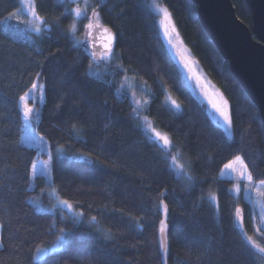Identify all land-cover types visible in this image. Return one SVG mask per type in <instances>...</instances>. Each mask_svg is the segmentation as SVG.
Wrapping results in <instances>:
<instances>
[{"label":"trees","instance_id":"obj_1","mask_svg":"<svg viewBox=\"0 0 264 264\" xmlns=\"http://www.w3.org/2000/svg\"><path fill=\"white\" fill-rule=\"evenodd\" d=\"M161 1L172 14L185 44L228 98L233 138L224 134L186 83L160 34L156 14L138 7V0H108V7L98 11L103 23L113 31L119 26L123 32L118 48L125 52V67L135 70L126 75L147 82L148 99L152 94L158 97L150 102L151 110L141 114L161 131L174 134L175 149L192 161V175L197 182L191 189L186 181H177L164 168L160 158L163 153L143 135L139 122L131 115L129 101L121 103L113 91L84 76L89 61L83 48H74L69 35L56 29L50 39L45 33L43 42H38L39 36L13 32L6 17L20 7V0H0V144L7 145L0 152V167L6 163L19 165L15 174H7V187L0 193V224L6 238L4 249H0L2 264H89L88 251L78 247L50 251L43 259L35 252L36 247L52 245L55 236L47 229L61 215L51 206L47 193L40 191L44 178L39 176L33 188L24 167L36 160L38 149L22 141V111L16 105L36 73L42 74L46 91L39 123L36 116L33 126L52 147L62 146L68 152V156L54 155V185L59 195L78 209L77 202H83L87 218L97 216L103 225L112 227L116 239L105 242V246L116 264H164L159 222L165 217L162 207L156 206L161 200L169 209L167 264H252L241 247L240 229L235 225V210L240 207L244 209L248 235L264 246V237L253 229L247 215L252 203L244 195L233 193L234 178L221 176L223 165L243 149L246 161L249 156L254 161L250 168L257 182L264 178V129L259 108L207 34L193 0ZM233 2L238 15L251 26L252 14L246 0ZM37 9L49 23L64 10L57 0H37ZM70 22L71 18L61 17V28L68 29ZM57 49L58 55L49 56ZM80 59L84 66L77 63ZM98 65L96 71L103 73L105 65ZM165 97L175 100L181 111L165 103ZM72 123L78 125L79 137L73 134ZM79 156L99 160L93 165L78 160ZM165 189L166 194L159 196ZM88 205L93 206L91 210ZM52 211L58 215L52 216ZM128 214L144 227H130ZM57 227L73 229V224L58 223ZM89 228L87 222L80 226L77 239ZM96 240L99 242V237Z\"/></svg>","mask_w":264,"mask_h":264},{"label":"snow or ice","instance_id":"obj_2","mask_svg":"<svg viewBox=\"0 0 264 264\" xmlns=\"http://www.w3.org/2000/svg\"><path fill=\"white\" fill-rule=\"evenodd\" d=\"M57 3L60 7H63V12L60 17L53 19L49 23L48 19L44 16H41L37 11V0H22V6L27 11L28 15L31 17V22L27 20H20V23L28 24V30L31 31L33 36H39L43 42V37L45 33H48V38H51L53 29L58 30L61 34L69 35L70 39L74 42V48H83L88 58V63L86 65V70L84 76L88 78H94L95 82L100 83L102 86L107 87L109 90L113 91L116 98L121 102L129 101V107L131 109L132 117L139 122V127L142 129L143 135L151 141L155 146H159V152H162L163 155L160 157L164 161V168L168 171L177 181H186L187 186L191 189L195 186L197 178L192 175L193 163L190 159H187L182 152L177 151L173 154V149L176 147L174 143V134L162 132L157 130L152 121L147 116H141V112L144 110H151V101L158 99L154 94L150 96L149 99H135V93L132 91L133 85L128 83L129 77L126 75L127 72L135 71L131 67H125V52L123 49L118 48V44L121 43L123 32L119 30L117 26V31H113L112 28L105 26L102 23V16L98 9L107 8L108 0H99L98 3L93 4L91 0H83V7H81V0H57ZM74 5V6H73ZM138 7L150 9L154 14L160 17L159 20V30L163 31L164 38L167 40L169 47L174 51L181 62V66L187 72L188 76L194 80L197 85L203 90L202 77L195 70V61L191 57L187 56V49H179L178 46L173 43L174 38L178 35L176 32L175 26L170 24V13L166 7H160L159 4L155 3L153 0L152 3H148L147 0H138ZM21 8H17L14 12L8 14V18L19 20V13ZM91 13V15H89ZM72 18L76 20H87V24L83 25L86 33H91L93 30L103 31L105 34V40L102 45L103 51L98 52L95 50V45L91 44L88 36H85L84 40L76 39V24L75 22L71 23L68 29H63L60 26V18ZM159 30L155 33L159 35ZM119 33V34H118ZM42 51V49H41ZM60 49H57L55 52L49 53V56L58 55ZM130 58V57H129ZM47 59V57H46ZM79 66H84V60L80 59L78 62ZM105 65V71L103 73L97 72L95 66L98 64ZM39 66V65H38ZM121 74H125L121 79H117ZM36 80L39 81L41 78V73H36ZM108 77H111L109 79ZM141 84L144 85V91L147 92V82L141 81L136 87H140ZM181 84L183 82L181 81ZM118 85V86H117ZM45 88L41 86L38 82L31 84V87L28 88V91L23 95L18 97V102L16 107L22 111V123L26 135L22 137V141L29 142L30 146H36L39 144L42 146L46 154L49 157V160L46 163V170L42 169L41 174H47L51 181V168L53 162V152L52 146L44 141L42 136H37L32 130L33 122V113L37 112L35 106H30L28 101L33 98L34 93H40V96L43 97L45 94ZM108 101H105L107 104ZM165 103H170L171 107L177 112L181 111V106L176 103L175 100H171L169 97H165ZM59 107V106H57ZM212 107L219 114L220 120L217 123L224 130V134L228 138H233L234 133V124L230 106L227 100H221L217 103L213 101ZM37 123H39V116L37 114ZM261 129H264V121H261ZM251 126L249 125V128ZM70 128L74 135L79 137L80 129L76 123H72ZM86 142V141H84ZM7 149V145L0 144V152H3ZM89 157L91 153L87 154ZM264 155V153H262ZM83 158V157H81ZM99 160V157H96V161ZM96 161H90L95 165ZM103 163V161H100ZM251 157L246 161L245 152L243 149L239 150L236 153L232 154L231 159L223 165L226 173L235 174L241 181L246 182V190L251 198V194L255 193L256 196L260 198V202L264 204V178L259 179L257 182L256 176L252 168H250ZM19 165H14L12 163H6L3 167H0V193L7 187L5 181L9 178L8 173H16ZM26 168V175L30 176L33 180L37 176V163L28 161L24 165ZM90 170H94L90 169ZM54 183V181H51ZM201 182H203L201 180ZM234 190L239 193L241 191V185L236 184L233 186ZM51 188V184H49ZM41 193H45L48 189H40ZM53 194L56 193V189H51ZM167 192L165 189L163 192H160L158 195L163 196ZM203 199V197H201ZM214 199V198H212ZM56 205H53V209L59 207V212L64 213L59 216V220L53 219L50 226L47 229L48 234L55 236V240L52 242L50 247H36V253H48L55 252L60 249L68 250L72 247H78L85 251H88V260L89 264H96V260H99V264H116L111 258V254L105 246V242L112 243L116 239V233L113 232L112 227L105 226L101 223V220L97 216H88L87 223L90 226L89 231L86 235L82 234L79 239L76 237V232L79 230V227L84 225L86 213L84 211L83 202H77L80 206V211H76V207L69 202L67 199H60L59 196L56 198ZM158 208L162 207L164 213V220L159 222V246L163 250V259L164 264H167V256L169 251V241L167 236V215H168V205L164 201H160L156 205ZM89 210L92 209V205L87 206ZM105 209L107 205L103 206ZM67 209L73 213L72 217L69 218L64 211ZM114 212L122 213V210H113ZM52 216H57V211L51 212ZM129 216V226H134L136 228H143L144 225L139 223L138 219ZM250 218L254 216H261L264 218V212L262 213H249ZM235 225L240 229V243L242 249L249 255V258L252 261V264H264V246H261L253 239L252 236H249L247 229L244 226V215L243 209L237 208L234 214ZM71 222L73 224V229H67L64 227H57L58 223ZM121 222H123V215H121ZM256 231L260 232V235L264 237V231H261L264 228V223H259L255 225ZM96 237H99V242H97ZM11 239V236L8 237ZM5 235L3 232V224H0V249L5 247ZM34 259V257H33ZM199 259V257H198ZM2 264V262H0Z\"/></svg>","mask_w":264,"mask_h":264},{"label":"water","instance_id":"obj_3","mask_svg":"<svg viewBox=\"0 0 264 264\" xmlns=\"http://www.w3.org/2000/svg\"><path fill=\"white\" fill-rule=\"evenodd\" d=\"M193 2L197 5L199 18L207 34L228 60L231 72L257 105L264 121V0H246L252 14L251 26L238 15L233 0ZM86 35L90 45L94 44L95 50L102 52L105 40L103 31L93 30ZM77 159L91 161L86 156ZM47 254L37 253L39 259L45 258Z\"/></svg>","mask_w":264,"mask_h":264},{"label":"rangeland","instance_id":"obj_4","mask_svg":"<svg viewBox=\"0 0 264 264\" xmlns=\"http://www.w3.org/2000/svg\"><path fill=\"white\" fill-rule=\"evenodd\" d=\"M91 2L93 4H95L96 3V0H91ZM147 2L148 3H152L153 0H147ZM155 3L159 4L160 7H162V8L163 7H166L161 0H155ZM81 7H83V0H81ZM19 8H21V12L19 13V20L12 19V18H8V21H7L8 22V25H9L10 29H12L13 32L18 33V34H21V35H24V36H27V37H32L33 34L31 33V31L28 30V24L20 23L19 22L20 20H27V21L31 22V17L28 15L27 11L22 6V0H20V7ZM37 11H38V9H37ZM168 12L170 13L169 9H168ZM89 15H91V13H89ZM157 20H158V25H159L160 17L158 15H157ZM73 22H75L76 28H77V31H76V39L77 40H84L85 39V36H86V31L83 28V25L84 24H87L88 21L87 20H76L74 17H72L70 24L73 23ZM170 24H172V25L175 26L176 32L178 33V35L174 38L173 43H175L178 46L179 49L186 48L187 49L186 55L189 56V57H191V59L193 61H195L194 67H195V70L197 71V73L202 77L203 90L201 89V87L199 85H197V83L194 80H192L188 76L187 72L181 66V62H180L179 58L174 53V51L169 47L167 40L164 38L163 31L160 30V34H161V36H162V38H163V40H164V42L166 44V47H167L169 53L171 54V56L173 57L174 61L177 63L178 67L180 68L181 73H182V75H183L186 83L188 84V86L192 90V92L195 94V96L202 103L205 104V106H206V108H207L210 116L212 117V119L214 121L217 122L218 120H220V117H219V114L212 107L213 101L219 103V102H221V100H227L228 101V104H229V100L225 96V94L223 93V91L220 89V87L213 82V80L211 79V77L208 75L207 71H205V69L202 67V65L198 62L197 58L195 57V55L191 51V49L185 44V42H184V40L182 38V35H181V33H180V31H179V29H178V27H177V25H176V23H175V21L173 19L171 13H170ZM98 67H101V65H98ZM127 76L129 77L128 83L130 85H133L132 91L135 93V99L136 100L148 99L147 98L148 96H147L146 92L144 91V85L141 84L140 87H136L135 85H137L140 82L136 81L133 77H131L129 75H127ZM34 82H38L41 86L44 87V83L42 82L41 79H39V81H37L36 78H35V80L33 81V83ZM147 89H148V86H147ZM44 100H45V94H44L43 97H41L40 96V93H38V92L37 93H34L33 94V98L29 99V101H28L29 105L30 106H33L34 105L35 108H36V110H37V112H34L33 113V121L36 118L37 114L39 113L40 108H41ZM141 116H145V115H142L141 114ZM152 123H153V121H152ZM153 126L157 130L161 131L160 129H158L155 126L154 123H153ZM32 130L34 131V133L37 136H42L43 139H44V141H46L49 145H51L49 139L44 134H42L41 132H39L37 129L34 128L33 122H32ZM25 135H26V133H25V130L23 128L22 137H24ZM23 142L25 144L29 145V142H27V141H23ZM33 147H35V148L38 149V155H37L36 160L34 161V162L37 163V176H36V179L35 180H33L31 178V186L33 188H36V186H37V178L39 176H42L44 178V183H45L44 186L42 187V189H48V191L46 193H47V196H48V198L50 200L51 206L53 207V205H56V202H57L56 198H57V196H59L60 199H63V198L59 195V193H58V191H57L54 183L51 182V181H53L52 168H51V181H50L49 176L47 174H44V175L41 174V170L42 169H45L46 170V163L49 160V157L46 154L45 149L42 146H40L39 144H37L36 146H33ZM177 151H179V150L174 148L173 149V154L175 155L177 153ZM52 152H53V158H54V155H58V156H61V157L68 156V152L62 146H58L56 148L52 147ZM179 152H181V151H179ZM185 157L188 159L187 156H185ZM52 165H53V162H52ZM221 176L222 177H226V178H234V180H235V184L234 185H236V184H240L241 185V191L239 193H237L234 190V187H233L234 185L232 186V191H233V193L236 196H240V194L244 195L247 198V200H249L252 203V207H250V209H248L247 215H248V218L250 219L251 223L253 224V229L256 231L255 225L256 224H259V223H264V218H262L261 216H254V218H250L249 213L250 212H253V213H262V212H264V204H262L260 202V198L258 196H256L255 193H252L251 194V198H249V194H248V192L246 190V182L241 181L235 174H228V173H226L225 169L223 168L222 171H221ZM49 184H51V188H49ZM51 189H56V193L53 194L51 192ZM213 198L214 199H212V200L214 201V203L217 206L216 197H213ZM36 202L38 204H41V200L39 198L36 199ZM69 202L72 203L75 206V204L72 201H69ZM40 207H42V206H40ZM59 207L60 206H57V208H56L57 211H59ZM64 211L66 212L67 217H72L73 213L71 211H68L67 209H65ZM76 211H80V209H78L76 207ZM63 214L64 213H61V215H63ZM85 222H87V217L86 216H85ZM261 231H264V228H262ZM258 243L259 244H262L260 241H258Z\"/></svg>","mask_w":264,"mask_h":264}]
</instances>
